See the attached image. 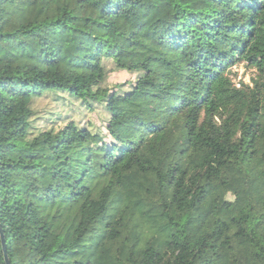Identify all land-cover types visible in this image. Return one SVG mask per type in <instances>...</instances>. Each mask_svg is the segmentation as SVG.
<instances>
[{"label":"trees","instance_id":"16d2710c","mask_svg":"<svg viewBox=\"0 0 264 264\" xmlns=\"http://www.w3.org/2000/svg\"><path fill=\"white\" fill-rule=\"evenodd\" d=\"M258 160L264 0H0L10 264H264Z\"/></svg>","mask_w":264,"mask_h":264},{"label":"rangeland","instance_id":"374dc122","mask_svg":"<svg viewBox=\"0 0 264 264\" xmlns=\"http://www.w3.org/2000/svg\"><path fill=\"white\" fill-rule=\"evenodd\" d=\"M230 75L234 79L233 81L238 82L241 81L245 84L249 83L250 78L254 75L252 70L246 69L242 63L237 64L230 68ZM127 80V76L125 74L121 73H114L110 75L109 77V86H115L119 84L125 83ZM38 109L42 112L57 114V115H69L72 116L73 119L83 124L88 119L94 120V122H98L99 116L96 114L95 116H92L90 113L85 115L81 110L74 111V109H77V106H71V105H64L61 103H56L53 101V97H48L47 99H40L38 101ZM93 117V118H91ZM244 170L249 175L255 177L257 176L262 170H264V161H255L250 166L244 167Z\"/></svg>","mask_w":264,"mask_h":264},{"label":"water","instance_id":"95a60500","mask_svg":"<svg viewBox=\"0 0 264 264\" xmlns=\"http://www.w3.org/2000/svg\"><path fill=\"white\" fill-rule=\"evenodd\" d=\"M0 238H1L2 249H3V253H4L5 263L6 264H10V262L8 260L7 252H6V244H5V240H4V236H3V231H2L1 226H0Z\"/></svg>","mask_w":264,"mask_h":264},{"label":"built area","instance_id":"2783aa9c","mask_svg":"<svg viewBox=\"0 0 264 264\" xmlns=\"http://www.w3.org/2000/svg\"><path fill=\"white\" fill-rule=\"evenodd\" d=\"M233 83H234L235 87H239V85H240V84H239V81H238V82H235V81H234Z\"/></svg>","mask_w":264,"mask_h":264}]
</instances>
